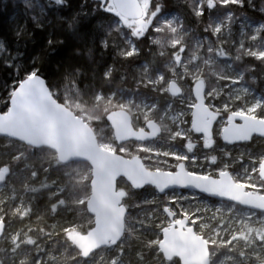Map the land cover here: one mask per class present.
Listing matches in <instances>:
<instances>
[{
	"label": "rangeland",
	"instance_id": "obj_1",
	"mask_svg": "<svg viewBox=\"0 0 264 264\" xmlns=\"http://www.w3.org/2000/svg\"><path fill=\"white\" fill-rule=\"evenodd\" d=\"M210 3L212 7L213 3ZM215 3L223 7L220 0ZM140 4L143 7L141 25L130 22L132 37H145L149 29L156 33L168 31V35L148 37L154 43L165 42L164 45L170 49L181 45L180 52L186 48L190 50L185 55L174 56L167 77L160 72L149 74L148 66L142 65L144 75L139 84L156 93L153 95L156 100L140 93L114 91L106 95L97 93L86 109L78 106L82 114L85 110L90 121L98 120V113L110 108L111 111H126L135 130L145 129V123L153 120L162 131L156 140L144 144L128 142L117 145L112 137V142L100 143L99 146L109 152L126 155L128 159L143 152V160L147 161L144 166L149 171L173 172L178 163H183L190 174L204 178H216L219 173L227 171L233 181L246 191L264 196V182L258 177L259 165L264 162V147L254 149L259 141L264 140L253 139L249 148L248 144L219 145L221 132L233 115L264 120V87L254 88L259 79L251 73L246 79L243 72L235 67L238 57L264 59V24L252 23L246 18L233 23V18L238 16H229L230 12H225L203 28L204 36L189 38L187 36L192 31L183 27L179 16L160 17L157 25H153L155 14L148 7L147 0H140ZM201 4V0H196L197 13ZM228 6H239V3L233 0ZM107 7L113 9L112 0ZM135 53L136 48L130 41L126 55ZM170 82L177 83L183 93L175 99L167 94L172 102L161 107L158 97L167 93ZM197 83H203L206 105L217 117L210 139L195 133L192 127L195 105L192 88ZM182 140H185L182 149L174 145V142ZM197 150H201L200 154ZM66 166L63 165L64 168ZM1 170L8 171L5 166ZM87 174L90 177V168ZM87 174L82 172V167H75L79 181L83 182ZM15 177L13 174V179L0 187V222L6 225L0 240V264H157L160 253L154 246L161 240L158 229L170 223L164 208L174 214L173 221L186 219L195 234L212 247L209 250L211 264H264V214L189 191H170L162 196L142 193L136 198L130 195L134 203L128 207L125 204L128 189L122 186L118 189L125 194L123 205L127 214L124 236L118 244L100 249L85 260H78V252L74 253L68 245L57 249L55 243L49 242V237L33 248V244L26 245L28 241L20 238L18 226L14 224L16 213L24 206L25 196L20 190L23 178L16 180ZM82 222L83 225L87 223L86 219ZM82 222L63 221L60 230L62 233L75 232Z\"/></svg>",
	"mask_w": 264,
	"mask_h": 264
},
{
	"label": "trees",
	"instance_id": "obj_2",
	"mask_svg": "<svg viewBox=\"0 0 264 264\" xmlns=\"http://www.w3.org/2000/svg\"><path fill=\"white\" fill-rule=\"evenodd\" d=\"M216 1L201 0L205 10V15L201 16L194 5L196 0H147L148 7L155 14L153 25H157L160 17L176 14L183 27L192 31L187 36L189 38L194 35L204 36L203 28L213 19H219L217 16L222 17L225 12L238 16L233 18V23L246 18L252 23L264 24V14L261 12L264 0H244L245 7H219ZM108 2L109 0H0V113L7 110H4L6 101L19 82L31 72H36L45 80L55 100L77 117H82L92 128L100 144L112 142L111 130L105 122V116L111 109L99 112V119L95 121L88 120L84 110L93 103L97 93H140L156 100L153 97L156 93L139 84L144 75L142 65L148 66L149 74L160 72L167 77L174 56L185 55L190 49L180 52L181 45L170 49L168 45H164L165 42H160V45L151 42L148 37L168 35V31L156 33L149 29L145 37H132V26L129 27L132 20L113 13V9L107 7ZM210 2L213 3L212 7ZM130 41L134 44L136 53L126 55ZM235 67L243 72L246 79L249 73L259 79L254 88L259 90L264 87V59L238 57ZM158 100L161 107L172 102L167 93L158 97ZM78 106L84 107L83 114ZM184 143L185 140H182L174 142V145L182 149ZM258 143L260 144L254 149L264 147L263 141ZM219 145L223 146L222 139L219 140ZM247 147L252 146L248 143ZM197 152L200 154L201 150ZM121 155L126 158V155ZM143 156V152L138 153V157L147 164ZM14 157L16 159H12ZM3 166L8 169L4 184L13 179V174L16 180L23 178L20 190L25 194L24 206L16 213L17 219L14 221L20 238L26 239V245L33 244L34 248L38 242L49 237V242L55 243L57 249L68 245L76 253L71 236L86 234L93 226L92 217L85 210V202L89 196L88 165L72 163L64 168L49 150L36 151L0 138V168ZM76 166L82 167V172L87 174L83 182L75 175ZM121 186L128 189V199L126 202L124 199L128 207L130 203H134V200H130V195L136 198L142 193L155 194L154 189L149 187L133 191L122 180L117 183V187ZM70 219L75 224H80L76 223L77 220L82 222L84 219L87 223L83 225L82 222L75 232L62 233V222ZM156 247L155 245L154 249ZM157 257V264H179L175 259L165 261L159 254ZM76 258L81 259L78 253Z\"/></svg>",
	"mask_w": 264,
	"mask_h": 264
},
{
	"label": "water",
	"instance_id": "obj_3",
	"mask_svg": "<svg viewBox=\"0 0 264 264\" xmlns=\"http://www.w3.org/2000/svg\"><path fill=\"white\" fill-rule=\"evenodd\" d=\"M112 1L113 13L141 25L143 7L139 0ZM167 93L178 98L182 92L175 82H170ZM193 97V130L209 139L210 126L216 116L205 105L202 83L193 87ZM10 99L12 106L0 113V138L33 149L50 150L61 165L81 162L90 168V194L85 210L93 219V227L86 234H74L71 238L82 259L105 247L115 246L124 235L127 211L122 205L124 192L117 190L119 180H124L133 191L151 187L161 196L170 191H189L264 214V196L246 191L227 171L216 178L198 177L187 172L183 163H178L174 172L149 171L137 156L128 159L102 149L90 126L57 102L39 75L23 79ZM105 122L117 145L144 144L161 135V128L153 120L145 123V129L135 130L130 115L124 110L108 113ZM221 135L228 146L247 144L254 138L264 140V120L233 115ZM258 177L264 182V162L259 165ZM5 178L6 172L0 171V187ZM163 210L170 224L161 230V240L157 244L162 258L165 261L177 259L179 264H210L208 245L188 226V221H173L174 214L166 208ZM4 230L5 224L0 222V240Z\"/></svg>",
	"mask_w": 264,
	"mask_h": 264
},
{
	"label": "snow or ice",
	"instance_id": "obj_4",
	"mask_svg": "<svg viewBox=\"0 0 264 264\" xmlns=\"http://www.w3.org/2000/svg\"><path fill=\"white\" fill-rule=\"evenodd\" d=\"M233 2V0H220V5L223 7H227L228 3ZM235 2L239 3V5L241 7H245L246 5L244 4V0H235ZM252 7H255L254 5H252ZM262 14H264V9H261ZM199 15L203 16L205 15V10H204V6L203 4H201L199 6ZM229 16L233 15V13H228ZM36 72H31L28 77H34L36 76ZM19 83H22V81H20ZM12 106V101L11 99H9L8 101H6V108L4 110H6L7 108H10Z\"/></svg>",
	"mask_w": 264,
	"mask_h": 264
},
{
	"label": "flooded vegetation",
	"instance_id": "obj_5",
	"mask_svg": "<svg viewBox=\"0 0 264 264\" xmlns=\"http://www.w3.org/2000/svg\"><path fill=\"white\" fill-rule=\"evenodd\" d=\"M177 84V83H176ZM178 85V84H177ZM196 85V84H195ZM194 85V86H195ZM202 85H203V83H202ZM179 86V85H178ZM193 86V87H194ZM179 88H180V86H179ZM181 89V88H180ZM181 92H182V89H181ZM183 93V92H182ZM182 93H181V95H182ZM203 93H204V87H203ZM168 94V93H167ZM192 95H193V88H192ZM168 96L169 97H171L169 94H168ZM172 99H175V98H173V97H171ZM179 98V97H178ZM194 98V97H193ZM204 99H205V97H204ZM195 101V100H194ZM205 105H206V101H205ZM195 106V105H194ZM206 107H207V105H206ZM194 108V107H193ZM208 108V107H207ZM208 110L209 111H211L209 108H208ZM212 112V111H211ZM213 113V112H212ZM215 114V113H214ZM192 115H193V110H192ZM215 116H216V114H215ZM233 117V116H232ZM217 118V117H216ZM216 118H215V120H214V122L216 121ZM256 119H258V118H256ZM262 120V119H261ZM232 121V120H231ZM214 122L211 124V126H210V137H211V133H212V126H213V124H214ZM194 131V130H193ZM195 132V131H194ZM196 133V132H195ZM222 133V132H221ZM204 137V136H203ZM205 138V137H204ZM206 139V138H205ZM210 139V138H209ZM254 139H257V138H254ZM222 141H223V139H222ZM5 172H6V176H7V170H4ZM5 180H6V178H5ZM5 180H4V182H5ZM4 184V183H3ZM3 222V221H2ZM4 223V222H3ZM5 224V223H4ZM189 226V225H188ZM190 227V226H189ZM5 229H6V225H5ZM4 232H5V230H4ZM4 234V233H3ZM3 237V236H2ZM71 238H72V236H71ZM71 241H72V239H71ZM208 249H209V247H208ZM209 253H210V251H209ZM82 260H85V259H82ZM177 260V259H176ZM178 261V260H177ZM179 263V262H178ZM210 264H211V254H210Z\"/></svg>",
	"mask_w": 264,
	"mask_h": 264
}]
</instances>
